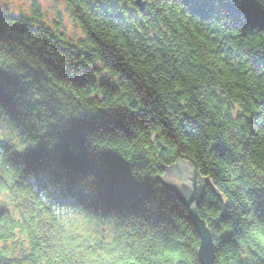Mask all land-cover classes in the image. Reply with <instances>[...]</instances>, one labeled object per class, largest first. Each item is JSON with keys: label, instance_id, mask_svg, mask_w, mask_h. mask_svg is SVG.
<instances>
[{"label": "trees", "instance_id": "1", "mask_svg": "<svg viewBox=\"0 0 264 264\" xmlns=\"http://www.w3.org/2000/svg\"><path fill=\"white\" fill-rule=\"evenodd\" d=\"M63 2L0 11V264H200L178 153L213 264H264V0Z\"/></svg>", "mask_w": 264, "mask_h": 264}, {"label": "water", "instance_id": "2", "mask_svg": "<svg viewBox=\"0 0 264 264\" xmlns=\"http://www.w3.org/2000/svg\"><path fill=\"white\" fill-rule=\"evenodd\" d=\"M139 0H135L138 4ZM165 173L159 179L164 185L175 191L188 210L189 219L199 234L197 258L200 264L214 263V245L210 231L197 213V205L204 194L206 178L199 175L195 163L182 154H177V160L165 167Z\"/></svg>", "mask_w": 264, "mask_h": 264}, {"label": "rangeland", "instance_id": "3", "mask_svg": "<svg viewBox=\"0 0 264 264\" xmlns=\"http://www.w3.org/2000/svg\"><path fill=\"white\" fill-rule=\"evenodd\" d=\"M33 1H35L39 5L41 16L44 22H57L61 25L62 28H66L69 36H82L81 29H79L76 26L77 24L75 23V21L71 19L70 13L65 7V3L63 2V0H2L0 1V11L2 12L4 10H10L12 12L10 15L26 13ZM145 3L146 0H139L138 4L135 2V0H133L134 7L139 9L140 12H142V10L144 9ZM73 31L75 32L73 33ZM93 66L95 67L96 64H94Z\"/></svg>", "mask_w": 264, "mask_h": 264}, {"label": "bare ground", "instance_id": "4", "mask_svg": "<svg viewBox=\"0 0 264 264\" xmlns=\"http://www.w3.org/2000/svg\"><path fill=\"white\" fill-rule=\"evenodd\" d=\"M114 1H115V0H114ZM38 144H39V143H36L37 146H38ZM41 145H48V143H47L46 141H41ZM41 145H40V146H41ZM63 196H64L63 193L60 192V193L57 195L56 199L59 200V201H61L62 198H63Z\"/></svg>", "mask_w": 264, "mask_h": 264}, {"label": "snow or ice", "instance_id": "5", "mask_svg": "<svg viewBox=\"0 0 264 264\" xmlns=\"http://www.w3.org/2000/svg\"><path fill=\"white\" fill-rule=\"evenodd\" d=\"M181 103H184L183 101H181Z\"/></svg>", "mask_w": 264, "mask_h": 264}]
</instances>
